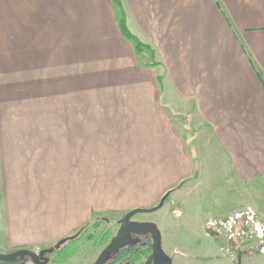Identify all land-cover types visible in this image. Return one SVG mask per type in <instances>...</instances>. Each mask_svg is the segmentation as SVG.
Here are the masks:
<instances>
[{"label": "crops", "instance_id": "1", "mask_svg": "<svg viewBox=\"0 0 264 264\" xmlns=\"http://www.w3.org/2000/svg\"><path fill=\"white\" fill-rule=\"evenodd\" d=\"M118 2L0 0V254L171 189L203 229L264 196V0Z\"/></svg>", "mask_w": 264, "mask_h": 264}, {"label": "rangeland", "instance_id": "2", "mask_svg": "<svg viewBox=\"0 0 264 264\" xmlns=\"http://www.w3.org/2000/svg\"><path fill=\"white\" fill-rule=\"evenodd\" d=\"M137 58L142 62L151 61L149 55L144 58L137 55ZM216 171L221 177V184L218 183L216 188L221 189V192L225 195L227 194L226 197L228 198L225 202L226 207H228L236 202V200L229 195L232 191L230 186L224 184L226 178L225 169H217ZM210 187L215 189L212 185ZM203 188L204 186L201 187L200 190ZM262 188H264V186H262ZM172 190L173 189L167 191L164 196ZM171 195V193L168 195V199L164 200L159 210L141 215H143V218H147L158 224L159 230L162 231V234H164L165 237V246L168 245L170 249L175 251L174 255L171 254V258L175 261L174 264H186L190 262L199 264L208 260V235H211L214 238L218 253L226 255L228 258H233V264H236V257L239 256H241V258H247L251 264H264V196L262 194L259 201L248 203L247 207L239 208L236 212L227 217H218L212 221H207V223H209L207 224L206 229L198 226L192 218L195 206L199 204V202L195 201V198L186 202V206H184L183 212L181 213V216H179V211H181L180 208L179 211L178 208L176 209L178 214L172 212L175 210V206L172 204ZM201 203L204 205L206 202L203 200ZM238 203L236 202V205ZM158 204L155 207H157ZM193 204L195 206H193ZM189 207H191V209H189ZM186 213H188L189 216H186ZM236 215H240V218L236 219ZM232 218L234 219V223L231 225L232 228L231 230L228 228L230 231L226 230L224 224ZM92 220L89 222L90 224L94 221ZM177 220L180 222L179 226ZM253 224L258 225L257 229H259L260 232H257ZM210 226H213L211 231L208 230V228L210 229ZM165 246L163 243V249ZM189 247L194 249L190 250L192 251L190 253H188V249H186ZM192 256H195L196 259L194 260Z\"/></svg>", "mask_w": 264, "mask_h": 264}, {"label": "flooded vegetation", "instance_id": "3", "mask_svg": "<svg viewBox=\"0 0 264 264\" xmlns=\"http://www.w3.org/2000/svg\"><path fill=\"white\" fill-rule=\"evenodd\" d=\"M129 212L117 218H95L91 224L62 238L65 241L57 248L55 246L60 240L36 250L20 249L32 252L34 257L18 256L12 264H167L157 250L155 236L148 227L128 225L153 223L157 226L154 221L142 217L141 214L149 212L136 213L127 224L122 225ZM158 231L159 247L170 264H174L172 256L163 249L159 228ZM240 260L241 256L236 257V264H241Z\"/></svg>", "mask_w": 264, "mask_h": 264}, {"label": "water", "instance_id": "4", "mask_svg": "<svg viewBox=\"0 0 264 264\" xmlns=\"http://www.w3.org/2000/svg\"><path fill=\"white\" fill-rule=\"evenodd\" d=\"M165 197L164 196L161 201L159 202L158 206L155 207V208H152L150 210H147V212H151V211H155L157 209H159L164 200H165ZM146 210H142V209H134V210H131L126 216L125 218L123 219L122 221V225H125L127 224L128 222V219L130 217H132L134 214L136 213H141V212H144ZM128 225H136V226H139V227H142V226H145V227H148V229L154 234L155 236V242H156V247H157V250L159 251V253L161 254L162 258L165 260V262H167V264H170V260L168 257L165 256V254L161 251L160 247H159V231H158V228L155 224L153 223H143V224H137V223H128ZM65 240H60L55 248H57L61 243H63ZM22 255H28L30 257H34V254L30 251H27V250H17L13 253H9V254H0V261L1 262H5V263H13L15 261V259L18 257V256H22Z\"/></svg>", "mask_w": 264, "mask_h": 264}, {"label": "trees", "instance_id": "5", "mask_svg": "<svg viewBox=\"0 0 264 264\" xmlns=\"http://www.w3.org/2000/svg\"><path fill=\"white\" fill-rule=\"evenodd\" d=\"M113 2H115V4L117 5L119 4L118 0H113ZM119 27H120L122 35L125 38L129 39L131 42H133L136 53L140 54L142 50L145 49V47L142 44H140L135 38H133L132 36L128 34L122 18L119 20ZM168 195L169 193L166 195L165 199L168 197Z\"/></svg>", "mask_w": 264, "mask_h": 264}, {"label": "built area", "instance_id": "6", "mask_svg": "<svg viewBox=\"0 0 264 264\" xmlns=\"http://www.w3.org/2000/svg\"><path fill=\"white\" fill-rule=\"evenodd\" d=\"M233 216H234V215H233ZM233 216H232V217H233ZM239 216H240V215H236V216H235L236 219H237V218H240ZM251 221H252V219H251ZM230 222H232V223H230ZM233 223H234V219H233V218L230 219L229 221H226L225 224H224L226 230H229L228 228H230V230H231V228H232L231 225H232ZM253 225H254L255 229L257 230V232H260L259 229H257V226H258V225H257V224H253ZM230 230H229V231H230Z\"/></svg>", "mask_w": 264, "mask_h": 264}]
</instances>
